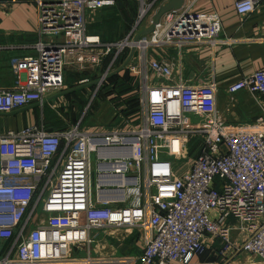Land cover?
<instances>
[{
	"label": "built area",
	"instance_id": "obj_1",
	"mask_svg": "<svg viewBox=\"0 0 264 264\" xmlns=\"http://www.w3.org/2000/svg\"><path fill=\"white\" fill-rule=\"evenodd\" d=\"M21 1L33 3L37 40L21 47L34 53L10 57L14 86L0 89V115L42 106L68 75L73 84L96 82L83 116L115 69L141 83L133 126L118 114V127L107 130L78 123L0 131V264H93L90 246L110 227L144 231L141 254L124 264H188L215 240L220 256L244 251L264 260V116L228 123L217 83L182 76L189 52L237 42L221 17L184 0L147 34L150 11L168 0H133L132 25L103 40L88 31V14L120 0H0V10ZM263 3L236 0L234 8L245 18ZM239 91L264 94V68L226 88ZM234 229L244 232L242 244Z\"/></svg>",
	"mask_w": 264,
	"mask_h": 264
},
{
	"label": "crops",
	"instance_id": "obj_2",
	"mask_svg": "<svg viewBox=\"0 0 264 264\" xmlns=\"http://www.w3.org/2000/svg\"><path fill=\"white\" fill-rule=\"evenodd\" d=\"M235 2L236 0H200L198 2L196 9L202 13H217L221 17L225 34L235 38L237 42L231 45H220L215 49L209 45H204L196 51L189 52L183 62L182 76L184 79L195 82L214 80L219 87L217 109L221 117L224 116L225 121L231 124L241 122L248 125L258 117L264 116V94L253 95L246 91H239L234 95H228L226 88L241 77L264 68V3L254 10L253 14L242 18L235 11ZM88 16L89 22L96 18L89 14ZM36 33L37 17L31 1H21L10 6L4 12L0 10V89L14 86L11 68L9 67L10 57L14 54L24 56L34 53V51L25 50L21 47L33 45L37 40ZM100 36L103 40L120 37H103L101 34ZM177 69L176 64V72ZM117 78L122 82L121 92L117 90L119 86V81H116ZM108 80L110 88L106 92L97 93L95 98H98V103L96 102L94 107L97 104L98 106L95 111L93 108L90 110L92 114L88 120L87 117L90 112H86L84 116L83 112L91 93L94 91L95 80L86 85L68 84L64 89L50 92L42 106L33 104L14 113L2 115L0 131L19 130L30 125L39 127L43 125L45 130L53 132L78 123L84 130L91 128L107 130L118 127L116 125L118 124L117 115L122 116L121 111H119L120 106L112 104H115L118 99L121 100L123 97L132 95L139 88L141 81H139V76L131 74L125 67L115 69L107 78ZM247 95L249 98H246ZM231 97H235L233 102L230 101ZM222 98L225 99L223 103ZM71 112L75 113L74 117ZM114 120L117 123L114 124ZM122 126L123 124H121ZM93 174L94 171L92 173L94 184L95 176ZM143 233L144 231L138 233V231L106 228L98 232V236H95L88 256L93 259V264H108L105 262L124 264L123 262L127 259H135L141 254ZM232 235L237 244L243 243L244 232L234 229ZM219 247V242L215 240L205 253L193 255L188 264H264L263 259L255 258L244 251L220 256ZM78 254L80 253L78 252ZM121 261L123 262L121 263ZM175 264L184 263L177 261Z\"/></svg>",
	"mask_w": 264,
	"mask_h": 264
},
{
	"label": "rangeland",
	"instance_id": "obj_3",
	"mask_svg": "<svg viewBox=\"0 0 264 264\" xmlns=\"http://www.w3.org/2000/svg\"><path fill=\"white\" fill-rule=\"evenodd\" d=\"M136 2V1H135ZM133 0H120L118 2V4H116L113 7L110 8H104V10L102 11H94L91 12L89 15L96 17L92 22L88 21V26L87 28L89 29V31L91 32H96V33H100L103 37H118L121 36V34L125 33V31L131 26L130 24L133 23V21L136 19L135 17L136 15V11H137V3H135ZM157 11V6L153 8L152 11H150V16H153L154 12ZM101 14H100V13ZM99 14V15H98ZM91 19V18H90ZM132 20V22H130ZM75 77H71L70 75H68L67 80H65V83L67 84H73V80H75ZM108 82L106 80V83H104L101 87H100V91L99 93H103L102 91L108 90L110 88V86H108ZM112 88V87H111ZM112 92V90H111ZM138 94H140L138 91L135 90V92L132 95H129L127 97H123V99H118L117 102L115 104L112 105H118L120 106V114H122L123 118H128L132 124V126L135 123V121H137L138 119V115L136 116H132V107H130V101L133 100H138V108H139V97ZM249 98V95H247ZM97 98V97H96ZM225 99L222 98V103ZM233 100H235L234 98H230V101L233 102ZM98 101V98L95 101ZM227 102V101H226ZM98 103V102H97ZM94 104V106H95ZM220 107L221 105L218 104ZM93 106L94 111L96 110V107L98 106V104L96 105V107ZM138 108H136L138 110ZM248 111L250 109H247ZM51 112V111H50ZM74 112H71V115L74 117ZM90 114H92L91 112L88 114L90 117ZM121 116V115H120ZM132 116V117H131ZM1 117H3L2 115H0V119ZM224 118V116H223ZM1 130V128H0ZM165 156V155H163ZM173 162H175V164L177 166H180L184 163V160H177V159H172L170 158ZM92 169L94 171V176H95V170L97 169V165L95 164V157L94 155H92ZM82 257V256H81ZM91 258V257H89Z\"/></svg>",
	"mask_w": 264,
	"mask_h": 264
},
{
	"label": "water",
	"instance_id": "obj_4",
	"mask_svg": "<svg viewBox=\"0 0 264 264\" xmlns=\"http://www.w3.org/2000/svg\"><path fill=\"white\" fill-rule=\"evenodd\" d=\"M184 0H168L166 3L161 4L157 11L154 13L155 15L153 16V20L151 24L144 29V33H150L151 30L154 27V24L159 21V19L167 12H170V10L178 9L182 6Z\"/></svg>",
	"mask_w": 264,
	"mask_h": 264
},
{
	"label": "trees",
	"instance_id": "obj_5",
	"mask_svg": "<svg viewBox=\"0 0 264 264\" xmlns=\"http://www.w3.org/2000/svg\"><path fill=\"white\" fill-rule=\"evenodd\" d=\"M110 79H111V78H110ZM117 80L119 81V78H117L116 81H117ZM121 88H122V82L119 81V86H118V89H117L118 92H121ZM137 106H138V100L130 101V107L133 108V109H132V113L135 114V116L138 115V114H137V111H138V110L136 109V108H138Z\"/></svg>",
	"mask_w": 264,
	"mask_h": 264
}]
</instances>
